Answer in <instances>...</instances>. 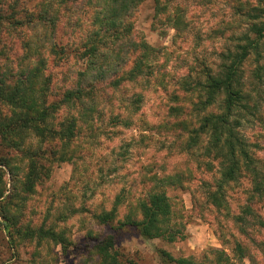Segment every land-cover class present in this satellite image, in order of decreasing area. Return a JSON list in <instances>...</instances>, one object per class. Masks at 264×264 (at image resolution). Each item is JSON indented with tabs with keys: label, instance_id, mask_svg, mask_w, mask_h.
Here are the masks:
<instances>
[{
	"label": "rangeland",
	"instance_id": "obj_1",
	"mask_svg": "<svg viewBox=\"0 0 264 264\" xmlns=\"http://www.w3.org/2000/svg\"><path fill=\"white\" fill-rule=\"evenodd\" d=\"M38 2L0 0V16H5L0 19V62L6 63L4 73L9 74L10 70L21 73V68L26 67L30 60L38 63L37 54L31 55L32 59L25 56L22 43L31 40L32 31L21 25V21L28 19L26 15L37 8ZM171 2L173 6H186V17L190 22L186 32L177 34L170 21L155 18V0L143 1L133 18L140 35L159 49L153 75L141 78L127 90L115 91L102 113L103 119L98 121L99 127L91 130L82 142L77 141L79 145L73 158L61 161L52 152L43 151L38 161L45 163L48 174L42 176L30 195L24 193L21 185L20 207L14 210L18 224L13 229L18 228L21 222H24V229L29 225L46 223L63 230L70 243L62 245L52 239L39 240L10 233L1 223L3 218L0 215V264H98L95 252L89 253L91 245L110 233H115L116 244L129 258L128 264H162L159 248L176 256L205 262L206 251L211 247L225 250L236 264H264L263 251L252 239L255 234L250 238L239 231L238 227L245 224L234 220V216L241 214L243 205L247 204L257 207L264 215V199L253 204L249 199L252 192L250 182L247 177H241L229 184L226 208L217 210L207 204L204 182L218 177L215 174L217 163L214 162V174L199 167L196 157L180 150L176 134L168 135L158 124L168 112L165 86L181 89V78L188 76L198 63L197 57L211 63L218 60L223 48L245 42L246 34L254 37L255 33L250 31L252 24L258 22L264 26V0ZM73 4V16L60 17L57 49L43 53L46 60L43 70L54 89L52 100L60 98L64 89L74 85L85 63L77 55L75 46L92 26L83 14L80 19L78 15V21L74 22L77 9ZM260 42L261 54L252 53L243 64L248 88H253L254 69L259 62H264V38ZM160 74H163V79ZM259 90L261 121L259 117L252 118L244 124L243 132L253 144L255 158L264 171V84L259 83ZM135 94L142 95L138 109L131 105ZM121 111L124 112L120 115L121 121L114 123L113 117ZM67 112L68 108L63 106L56 115L62 118ZM126 119L128 122H124ZM7 155L0 149V160ZM47 158L52 160L51 164L46 162ZM15 163L16 158L12 161ZM184 168H190L188 173L192 177V183L187 182L184 188L174 187L169 181L159 183L167 174ZM27 170V166L21 167L16 173L21 176ZM3 179L2 186L9 192L12 188L9 174H5ZM149 190L164 191L171 197L180 214L184 238L168 242L161 238H144L134 226L117 228L134 197H142ZM118 202L117 221L113 224L99 223L96 214ZM246 219L253 218L247 215ZM236 243L243 245V259L234 249Z\"/></svg>",
	"mask_w": 264,
	"mask_h": 264
},
{
	"label": "trees",
	"instance_id": "obj_2",
	"mask_svg": "<svg viewBox=\"0 0 264 264\" xmlns=\"http://www.w3.org/2000/svg\"><path fill=\"white\" fill-rule=\"evenodd\" d=\"M143 1L39 0L37 8L25 14L28 19L21 21V25L29 27L32 35L31 40L23 41L22 48L28 58L37 54L38 63L30 60L21 68V73L10 70L7 74L4 73L6 63L0 62V149L8 154L0 160V215L1 223L10 233L39 240L52 239L62 245L70 243L63 230L46 223L24 229L21 222L13 229L18 224L14 210L20 207L21 185L24 193L30 195L42 176L48 174L45 163L38 161L43 151L52 152L61 161L73 158L79 145L77 141L82 142L91 130L99 127L98 121L103 119L102 113L115 91L127 90L141 78L153 75L159 49L142 37L133 23ZM71 3L77 9L74 22L83 14L92 28L75 46L77 55L85 61L84 67L78 72L74 85L64 89L60 98L52 100L54 89L43 70L46 64L43 53L57 49L60 17L73 16ZM155 3V18L170 21L177 34L186 32L190 22L184 4L173 6L171 0H155ZM250 31L255 33L254 37L246 34L245 42L223 48L218 60L210 63L197 57L198 63L188 76L181 78V89L165 86L168 112L158 122L168 135L176 134L180 150L196 157L199 167L214 174V162L217 163L215 174L218 177L205 181L203 188L207 204L217 210L226 208L229 184L241 177H247L250 182L249 199L253 204L264 199V171L255 158L253 144L243 132L244 124L252 118L259 117L261 121L259 83L264 84V62H259L252 74L253 88L247 87L243 64L252 53L261 54L264 26L254 22ZM70 39L71 36L68 41ZM159 76L164 78L163 74ZM141 100L142 95L135 94L131 105L138 109ZM63 106L68 112L61 118L56 112ZM122 113L113 117L114 123L121 121ZM124 122H128L127 119ZM14 158L15 165L12 164ZM51 161L46 159L50 164ZM26 166L28 170L23 175L16 173ZM189 170L184 168L167 174L159 183L169 181L174 187L184 188L187 182L192 183ZM5 174H9L12 185L9 192L2 186ZM157 185L160 184H154ZM134 201L129 203L128 212L117 228L134 226L144 238H161L168 242L185 237L180 214L166 192L149 190L142 197L135 196ZM119 206L120 202L97 213L95 218L101 224H113L117 221ZM241 211L243 214L234 216L236 222L245 224L238 230L250 238L255 234L252 239L262 249L264 257V215L250 204L243 205ZM247 215L253 219L247 220ZM116 243L115 233L106 234L91 245L89 253L95 252L98 264H128L129 258ZM234 249L243 259L242 243ZM247 252L249 254L248 247ZM158 253L162 264H236L225 250L215 247L206 251L205 262L176 256L164 248H159Z\"/></svg>",
	"mask_w": 264,
	"mask_h": 264
}]
</instances>
